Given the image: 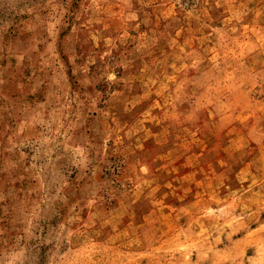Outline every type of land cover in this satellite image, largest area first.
Wrapping results in <instances>:
<instances>
[{"label":"rangeland","instance_id":"rangeland-1","mask_svg":"<svg viewBox=\"0 0 264 264\" xmlns=\"http://www.w3.org/2000/svg\"><path fill=\"white\" fill-rule=\"evenodd\" d=\"M0 264H264V0H0Z\"/></svg>","mask_w":264,"mask_h":264}]
</instances>
